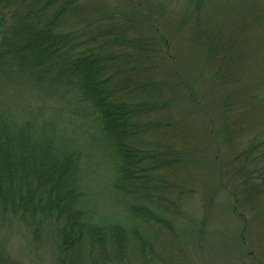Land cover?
<instances>
[{"label":"trees","instance_id":"obj_1","mask_svg":"<svg viewBox=\"0 0 264 264\" xmlns=\"http://www.w3.org/2000/svg\"><path fill=\"white\" fill-rule=\"evenodd\" d=\"M169 1L174 7L153 0L144 8L153 17L146 30L157 22L166 45L177 35L204 58L193 78L208 69L204 89L215 94L218 133L244 202L261 211L264 0ZM106 2L0 0V223L18 217L34 241L54 234L58 264H184L167 252L175 204L187 194L166 175L180 149L152 136L169 122V109L166 84L149 60L159 68L167 53L132 23L114 19L117 7ZM65 113L99 131L90 144L115 162L123 208L87 199L88 150Z\"/></svg>","mask_w":264,"mask_h":264},{"label":"rangeland","instance_id":"obj_2","mask_svg":"<svg viewBox=\"0 0 264 264\" xmlns=\"http://www.w3.org/2000/svg\"><path fill=\"white\" fill-rule=\"evenodd\" d=\"M260 2L263 0L249 1L251 5ZM151 3L153 0H107L105 4L110 8L117 7L111 14L114 19L129 25L132 23L140 32L151 36L155 47L157 45L167 53V63L159 68L155 61L151 63L149 60L159 81L166 84L169 109V122L152 136L156 144L164 138L180 149L176 151L178 158L170 162L166 175L170 182L179 184L177 187L187 192L175 204L178 219L168 235L172 248L167 252L173 253L177 262L183 261L184 264H264V207L260 211L257 202L252 208L244 202L236 163L223 135L218 133L215 94L204 89L210 79L208 69L197 81L193 78V73H199L204 58L199 59L177 35L170 37L166 45L165 37L159 32L160 26L155 27L157 22L150 25L152 31L147 32L146 23L153 17L148 16L144 8ZM165 3L169 8L174 7L169 0ZM221 24L220 20L214 22L215 26ZM172 55H176L175 63ZM155 57H159L158 54ZM260 67L257 66L258 73L262 72ZM190 86L194 93L197 88V96L191 94ZM65 116L74 136L88 150L87 199L101 209L123 208L125 199L113 186L115 162L102 148H93L90 144L94 137H98L99 131L71 121L68 113ZM260 117L257 124L264 122L263 112ZM53 235L51 233L50 240H47V233L39 235L34 241L32 227L18 217L7 216L0 223V264H58V243Z\"/></svg>","mask_w":264,"mask_h":264}]
</instances>
